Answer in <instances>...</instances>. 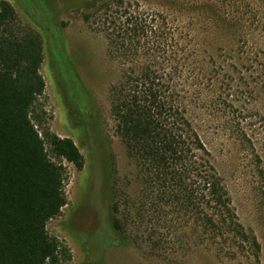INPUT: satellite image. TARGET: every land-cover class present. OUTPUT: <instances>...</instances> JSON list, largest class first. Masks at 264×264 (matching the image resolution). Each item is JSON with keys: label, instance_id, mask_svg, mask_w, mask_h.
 <instances>
[{"label": "rangeland", "instance_id": "obj_1", "mask_svg": "<svg viewBox=\"0 0 264 264\" xmlns=\"http://www.w3.org/2000/svg\"><path fill=\"white\" fill-rule=\"evenodd\" d=\"M5 1L23 26L38 30L49 20L62 32L48 26L46 86L31 111L50 157L69 176L67 204L47 225L61 244L60 264H264V0ZM143 29L162 42L176 32L197 53L200 86L189 113L240 223L261 244L260 262L225 257L154 214L140 216L139 174L111 113L109 86L128 62L117 42ZM52 134L75 142L83 169L55 156Z\"/></svg>", "mask_w": 264, "mask_h": 264}, {"label": "trees", "instance_id": "obj_2", "mask_svg": "<svg viewBox=\"0 0 264 264\" xmlns=\"http://www.w3.org/2000/svg\"><path fill=\"white\" fill-rule=\"evenodd\" d=\"M146 32L120 37L118 50L122 40L128 62L121 80L109 86L111 113L139 174L140 216L154 214L159 224L180 228L189 241L214 246L225 257L244 254L260 262L261 244L240 223L189 113L200 86L198 55L176 32L164 42ZM44 41L0 0V264L61 262V244L47 225L67 204L69 176L50 157L31 118L46 86L40 72ZM97 119L89 94V124ZM49 144L58 159L83 169L84 157L72 139L52 134ZM113 225L122 231L116 219Z\"/></svg>", "mask_w": 264, "mask_h": 264}, {"label": "flooded vegetation", "instance_id": "obj_3", "mask_svg": "<svg viewBox=\"0 0 264 264\" xmlns=\"http://www.w3.org/2000/svg\"><path fill=\"white\" fill-rule=\"evenodd\" d=\"M42 24H43V21H42ZM48 26H54L56 29H57V34L58 35H62V32H61V28H58L57 26H55L52 22H51V24L48 22H46L45 21V24L43 25V27H41V28H39L38 29V31L41 33V35L43 36V37H45V36H50L51 34H50V30L48 29Z\"/></svg>", "mask_w": 264, "mask_h": 264}]
</instances>
